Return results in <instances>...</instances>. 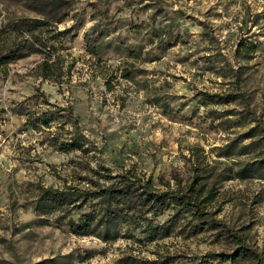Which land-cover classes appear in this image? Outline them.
Wrapping results in <instances>:
<instances>
[{"label":"rangeland","instance_id":"rangeland-1","mask_svg":"<svg viewBox=\"0 0 264 264\" xmlns=\"http://www.w3.org/2000/svg\"><path fill=\"white\" fill-rule=\"evenodd\" d=\"M33 1L0 0V21L35 16L27 6ZM67 1L72 10L56 26L69 31L48 41L62 68L57 82L37 76L38 53L0 68V264H123L127 254L151 259L156 253L182 254L188 263L207 252H231L234 244L213 232L171 233L143 245L138 232L131 236L121 227L104 241L75 233L67 210L43 213L35 205L43 187L83 188L92 168L114 174L136 165L164 188L162 181L173 184L174 173L188 178L194 147L204 149L208 163L231 161L218 158L221 147L254 119L264 126V0H163L162 10L154 0ZM106 5L115 26L100 38L101 51L91 54L86 38L103 28H93L101 17L94 9ZM153 20L180 33L157 60L143 49ZM205 92L234 100L208 101ZM42 112L50 115V127L36 130L28 118ZM75 125L90 152L53 144L54 135L64 141ZM216 205L218 219L264 259V181H225Z\"/></svg>","mask_w":264,"mask_h":264},{"label":"trees","instance_id":"trees-1","mask_svg":"<svg viewBox=\"0 0 264 264\" xmlns=\"http://www.w3.org/2000/svg\"><path fill=\"white\" fill-rule=\"evenodd\" d=\"M33 2L36 5L27 6L37 12L35 16L23 15L7 23L0 21V68L30 53H38L42 55V59L35 67L37 76L57 82L56 77L62 74V68L59 58L54 55L55 47L49 45L48 41L68 33L69 29L58 30L56 25L70 14L72 4L67 0ZM161 2L163 0H154L151 4H156L162 10ZM129 6L134 4L130 3ZM94 10L95 13H101V17L95 19L93 28L102 25L103 28L95 39L91 40L89 36L86 38V49L91 54H98L101 51L98 46L101 43L100 38L105 30L115 26V21L108 14V5L103 9L96 7ZM151 27V35L146 43L149 47L144 46L143 49H147L150 60H157L160 59L161 52L175 44L180 33L170 28V23L158 24L153 20ZM254 48L255 46H251L245 51L250 53ZM135 52L131 48L130 56ZM71 67L72 65L67 67V72H70ZM130 75L131 73H126L124 77ZM203 94L208 101L229 103L234 100L230 94ZM60 110L67 109L64 107ZM254 122L246 131L231 138L221 147L224 151L218 154V158L228 157L232 159L229 162L223 163L216 159L214 163H208L203 148H192V155L189 157L192 165L187 179L174 173V183L162 181V185L166 187L160 188L153 183L152 174L139 172L136 165L114 174L110 168L101 166L89 170L88 177H85L86 186L83 188L73 184L62 189L43 187L35 208L43 213L67 210L65 218L75 233L94 235L104 241L115 239L120 228L125 227L128 235L134 236L138 232L137 238L143 245L156 242L171 233L193 236L211 232L217 239H225L234 244L229 253L207 252L191 258L188 263L182 262V254L155 252L156 257L151 259L127 254L122 259L123 264H264L263 255L248 245L244 236L237 234L223 219H218L221 209L216 205L221 195V185L225 181H264V126L260 120L254 119ZM28 123L36 130L43 125L50 127V115L42 112L28 118ZM75 129L64 141L54 135L53 144L63 151L90 152L92 149L88 145V139L76 125ZM245 140L249 142L244 143ZM243 155L254 156L251 159H241L240 156ZM167 212V217L161 220ZM113 231L116 233L112 234Z\"/></svg>","mask_w":264,"mask_h":264}]
</instances>
